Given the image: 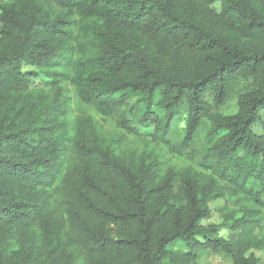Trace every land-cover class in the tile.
Instances as JSON below:
<instances>
[{"label": "trees", "instance_id": "1", "mask_svg": "<svg viewBox=\"0 0 264 264\" xmlns=\"http://www.w3.org/2000/svg\"><path fill=\"white\" fill-rule=\"evenodd\" d=\"M251 249L264 0H0V264H256Z\"/></svg>", "mask_w": 264, "mask_h": 264}, {"label": "rangeland", "instance_id": "2", "mask_svg": "<svg viewBox=\"0 0 264 264\" xmlns=\"http://www.w3.org/2000/svg\"><path fill=\"white\" fill-rule=\"evenodd\" d=\"M216 8H218V6H216ZM32 69H33V67H27L26 68V70H32ZM61 87L64 90V93H65L66 97H68V94L71 95V90H70L69 86H65V88L63 86H61ZM249 88H251V83L250 82H248V81H240V82H238L235 85L234 91L230 95L226 105L223 108L219 109V112L221 114H223V115H230V114L235 113V111H236V107H235L236 98L238 97L239 94L245 92ZM49 94L53 95L51 93H49ZM74 105H75V99L73 97L72 100H71V106H74ZM112 125L113 124H112L111 120H109V119H106L103 122V126L105 128H111ZM141 134L144 136V135H147L148 132L142 131ZM203 140H204V134H202L201 139L198 141V143L196 145L197 150H200V148L203 145H205L202 142ZM179 161L182 163L181 159ZM230 202H231L230 206L232 207L234 201L231 200ZM222 205H223V201H218V202L212 203L210 205V208H211L210 218H208L207 220L203 221L202 223L205 224V225H208V224H220L221 219H220V216H219L218 209L220 207H222ZM220 236H223V237L226 238L228 236L227 231H224V230L221 231ZM248 254H252L254 256L256 264H264V249H262V250L251 249L248 252ZM203 262L206 263V264H230L228 260L223 259L221 256H210V257L204 258Z\"/></svg>", "mask_w": 264, "mask_h": 264}]
</instances>
